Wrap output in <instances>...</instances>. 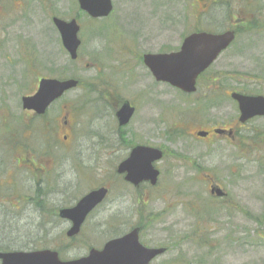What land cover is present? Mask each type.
I'll list each match as a JSON object with an SVG mask.
<instances>
[{"label":"rangeland","instance_id":"1","mask_svg":"<svg viewBox=\"0 0 264 264\" xmlns=\"http://www.w3.org/2000/svg\"><path fill=\"white\" fill-rule=\"evenodd\" d=\"M112 3L107 17L91 20L76 0H0V250L50 245L31 212L38 188L69 186L76 201L108 186L99 211L104 232L94 239L99 244L128 232L138 208L151 218L138 239L167 249L153 264H264V116L237 129L233 141L195 135L235 123L229 90L264 95V0H215L206 13L196 0ZM53 16L75 17L80 25L75 61ZM238 17L251 19L249 29L211 65L209 74L223 75L211 96L201 94L203 87L184 96L156 83L141 60L143 53L176 49L180 32L221 31ZM164 27L169 37L156 38ZM40 77L74 78L78 87L37 118L21 108V98ZM123 100L135 111L119 127L114 111ZM65 110L70 114L62 124ZM135 144L163 150L154 163L157 182L142 186L140 196L115 171ZM201 172L227 196H211Z\"/></svg>","mask_w":264,"mask_h":264},{"label":"water","instance_id":"2","mask_svg":"<svg viewBox=\"0 0 264 264\" xmlns=\"http://www.w3.org/2000/svg\"><path fill=\"white\" fill-rule=\"evenodd\" d=\"M77 2L80 10L92 18L105 17L112 10L111 0H77ZM52 21L60 34L63 47L69 56L75 59L80 45L78 38L80 26L76 19L64 20L55 16ZM233 38L232 31L218 34L207 32L191 34L184 40L178 51L145 53L143 62L156 80L168 82L185 92H191L195 90L197 75L216 59ZM77 84L78 80L74 78L42 77L33 94L22 96V108L33 110L36 114H43L55 99L65 91L76 87ZM231 97L238 103L240 122L256 115H264V96L231 92ZM133 111L134 108L130 103L124 101L116 111L119 125H125ZM197 134L204 136L206 133L200 131ZM162 156L163 151L159 148L136 145L117 165L116 172L124 174V180L133 185H138L142 181H148L154 185L159 171L153 164ZM107 191V187L104 186L91 190L74 207L63 209L62 213L66 214L65 216L77 218L74 224L77 228L87 212L104 199ZM210 193L217 196L224 195V191L217 184L210 185ZM164 251V247L143 246L138 239V228H133L120 237L106 241L101 249H91L87 255L80 258L61 260L56 252L43 249L29 252H0V262L1 264H151L150 260Z\"/></svg>","mask_w":264,"mask_h":264},{"label":"flooded vegetation","instance_id":"3","mask_svg":"<svg viewBox=\"0 0 264 264\" xmlns=\"http://www.w3.org/2000/svg\"><path fill=\"white\" fill-rule=\"evenodd\" d=\"M213 2H215V0H196V3H199V5H197V7L199 9H201L200 11H204L203 13H206L208 10L211 9ZM228 10H230L229 7H228ZM247 21H251V19L246 18V17L234 18V21L232 22V24L231 25L229 24L227 28H225L221 31H213L212 29H209V28L196 26L195 28H192L189 31L180 32L182 35H180V33H179L180 36H175L176 38L173 37L174 40H178V39L181 40L179 46L176 49L169 48L166 51L159 50L157 52H147V53H170V52L178 51L180 49V47L182 46L184 40L188 36H190L191 34L199 33V32H207V33L217 34V33H222L225 31H232L234 33V39L232 40V42L218 54L216 59L214 61H212L208 67H206L204 70H202L197 75V77L195 79V90L194 91L185 92V91L171 85L168 82L158 81L152 76L149 69L146 66L145 67L148 69V71L150 72L151 76L153 77V79L156 83L165 84V85L171 87L173 90H176L177 92L181 93L184 96H191V95H195L197 93H200V91H201L200 88H202V87H203V91L201 94L205 95L207 97L211 96L212 94L216 93L219 88H221L220 84L218 85L216 81L222 79L221 77L223 75L218 74V73L209 74L208 73L209 69H210L211 65L220 56V54L223 51L227 50L230 47V45H232V43L236 40L238 32L240 30H242V28L243 29H249V27L246 28ZM163 29H164V31L161 32L160 35H157L156 38H162L163 37L165 39V38L169 37L168 31H166V30H168L170 28L164 27ZM144 54L145 53H143V55ZM143 55L141 58L142 62H143ZM231 92L248 94V93H245L244 91H242L241 89L229 90L228 95L236 103V105H237V102H236V100H234L231 97ZM107 93H108L107 91L104 92L105 95ZM124 101H128L130 103L129 100H123L122 103L120 104V106H118V108L114 111L117 126H119V127H121V126L118 123V119L116 117V111L121 107V105L124 103ZM130 105L134 108V111H135V106L132 105L131 103H130ZM64 108H66V106H64ZM237 108H238V106H237ZM134 111H133V113H134ZM237 111H238V115H237V118L235 119V123L233 122L231 125L226 126V127H214L211 130H200L206 134L204 136H200L197 134L198 132H200V131H198V132H195L196 137L199 139H209L211 135H214L215 137L219 136V137H223V139H227L228 141H233L236 138L237 129H240L241 127L245 126V124L248 121H250L251 119H253L255 117L264 116V115L253 116V117L248 118L244 122H240L239 121V110H237ZM133 113H132V115H133ZM45 114H46V112H45ZM45 114L36 115L33 113L32 115L37 116V118H40V117L45 116ZM69 114H70L69 111H67V110L64 111V115H63L64 120H63L62 124L67 123ZM132 115H131V117H132ZM216 129L219 131L216 132L215 131ZM135 145H145V144H135ZM146 146H149V145H146ZM159 149H161V148H159ZM20 161H21L20 159H17V165L20 164ZM28 162L33 166L32 168L35 171L36 170L43 171L42 169L36 167L31 160H28ZM154 167H155V165H154ZM116 168H117V166H116ZM115 171H116V169H115ZM202 174H205V173H202ZM119 175H122V179L124 180V174H119ZM204 176L209 181V193H210V185L216 184V183L210 174H205ZM147 183L150 185V182H148V181H142L138 185H132V184L131 185H132V187H134V189H136L137 193L140 196V194H141L140 188L142 186H145ZM0 184H2V183H0ZM150 186H152V185H150ZM105 187L108 188V186H105ZM70 189H71V187H69V186L41 187V188L37 189L35 201H32V203H31V205H32V207H31L32 211L31 212H32V215H34V217H35L36 225L38 226V229L41 232L42 236L43 235L47 236L51 243L48 246L44 245L41 248H37V249L31 248V249H25L23 251L29 252V251L43 250V249L51 250V251L56 252L58 257L61 260H70V259L64 258V254L67 253L68 251H74L75 252L74 257H76V258L83 257V256L87 255L91 249H101L103 247V245L105 244V242L109 240V239L106 240L102 244H99L100 241L96 242L94 240L95 238H98L101 240V237H102L103 232H104V227H103L104 226V219L102 217H99V211H100V207L102 205V202L105 200L108 193L106 194L104 199L99 204L95 205L90 211L87 212V214L81 220L79 226L77 228H75L74 224H76L77 218H74L72 216H70V217L65 216L66 214H63L62 210L63 209H70V208L74 207L80 198H82L84 195H86L88 192H90L93 189L86 192L83 196H81L76 201H72V199L70 198V195H69ZM108 190H109V188H108ZM223 191L225 193L222 196H217L216 194H211V193H210V195L211 196L213 195V196L220 198V199L225 198L227 196V192L224 189H223ZM135 210L137 211V213L140 217H138L137 221L134 222L133 226L129 230H131L133 228H138V238H139L140 230L143 229V227H142L144 224L143 222H145V221L148 222V221H150L151 218L146 217L143 210H140L138 208ZM124 234H122V235H124ZM122 235H120V236H122ZM120 236H116V237H120ZM113 238H115V237H113ZM139 242L145 247H154V248L164 247V246H147V245L143 244L140 241V239H139ZM164 248L166 249V247H164ZM166 250H165V252H166ZM0 251L1 252H10V251H20V250H0ZM160 255L161 254L156 255L153 259H155L156 257H158ZM76 258H72V259H76ZM153 259L150 260L151 264H153L152 263Z\"/></svg>","mask_w":264,"mask_h":264}]
</instances>
